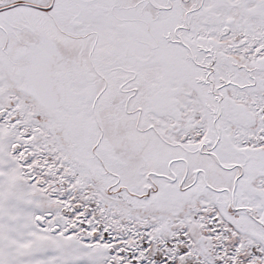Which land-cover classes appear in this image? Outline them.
<instances>
[{
    "label": "snow or ice",
    "instance_id": "snow-or-ice-1",
    "mask_svg": "<svg viewBox=\"0 0 264 264\" xmlns=\"http://www.w3.org/2000/svg\"><path fill=\"white\" fill-rule=\"evenodd\" d=\"M0 264H264V0H0Z\"/></svg>",
    "mask_w": 264,
    "mask_h": 264
}]
</instances>
